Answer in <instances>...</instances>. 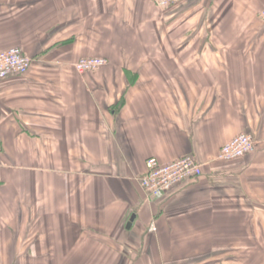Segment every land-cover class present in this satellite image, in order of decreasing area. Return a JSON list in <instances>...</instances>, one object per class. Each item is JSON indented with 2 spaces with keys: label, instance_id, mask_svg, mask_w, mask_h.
<instances>
[{
  "label": "crops",
  "instance_id": "0c3cea01",
  "mask_svg": "<svg viewBox=\"0 0 264 264\" xmlns=\"http://www.w3.org/2000/svg\"><path fill=\"white\" fill-rule=\"evenodd\" d=\"M263 4L0 0V50L32 58L0 78V264H264ZM187 154L201 177L143 189Z\"/></svg>",
  "mask_w": 264,
  "mask_h": 264
},
{
  "label": "built area",
  "instance_id": "2783aa9c",
  "mask_svg": "<svg viewBox=\"0 0 264 264\" xmlns=\"http://www.w3.org/2000/svg\"><path fill=\"white\" fill-rule=\"evenodd\" d=\"M177 0H154L159 6H167ZM259 17L264 19V5L259 10ZM32 64V58L20 46L0 50V78L12 74H26ZM108 64L102 57H84L75 65L77 71L85 74ZM256 141L249 132H242L224 143L215 160L230 162L254 152ZM203 175V164L191 154L183 155L172 161L163 162L156 157L147 160L146 171L139 181L143 189L153 198L169 194L172 190L192 179Z\"/></svg>",
  "mask_w": 264,
  "mask_h": 264
},
{
  "label": "rangeland",
  "instance_id": "374dc122",
  "mask_svg": "<svg viewBox=\"0 0 264 264\" xmlns=\"http://www.w3.org/2000/svg\"><path fill=\"white\" fill-rule=\"evenodd\" d=\"M257 16L259 17V14H257Z\"/></svg>",
  "mask_w": 264,
  "mask_h": 264
},
{
  "label": "trees",
  "instance_id": "16d2710c",
  "mask_svg": "<svg viewBox=\"0 0 264 264\" xmlns=\"http://www.w3.org/2000/svg\"><path fill=\"white\" fill-rule=\"evenodd\" d=\"M264 5V4H263ZM263 7V6H262Z\"/></svg>",
  "mask_w": 264,
  "mask_h": 264
}]
</instances>
